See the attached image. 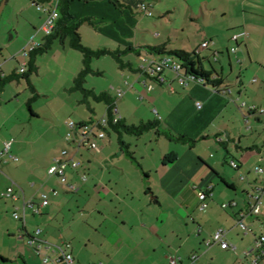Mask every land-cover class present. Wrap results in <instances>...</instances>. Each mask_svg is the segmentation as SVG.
Masks as SVG:
<instances>
[{"label": "crops", "instance_id": "crops-1", "mask_svg": "<svg viewBox=\"0 0 264 264\" xmlns=\"http://www.w3.org/2000/svg\"><path fill=\"white\" fill-rule=\"evenodd\" d=\"M219 1H222L220 9L217 6L200 8L198 14L201 20L198 14L191 16L192 21L202 25V40L212 41L209 48L203 49L206 56L199 58L203 67L219 81V89L198 82H191L184 87L172 73H167L166 84L156 83L155 87L149 90L144 82L146 77L139 73V62L134 64L122 58L125 50L130 53L135 51L137 56V50L140 49L143 53L149 46H139L137 40L140 24L136 16L138 9L132 10L128 6L116 7L109 0H72L71 13L74 21L86 19L91 32L95 33L96 37H93L98 49L107 48L122 52V59L118 60L116 57L121 73L114 76L107 91L95 94L96 98L105 101L104 114L108 112L110 101L116 99L117 89H123L124 96L117 99L122 123L132 126L148 120H158V129L162 133H157V129L153 130L158 135L164 134L169 144L167 149L161 150L155 156L145 152L138 159L137 152L134 151L132 160L128 161L125 153L110 152L113 146V143H110V131L114 129L110 124L106 130L107 138L99 152L83 150L79 153L78 158L82 161V166L78 171H72L70 178L77 187L71 190L64 186V193H79L82 189L86 192L91 188L101 200L110 197V201L117 199L120 204L122 220L117 224L119 233L110 235L115 240L106 238L100 244L94 261L85 247L78 245L80 241L73 245L71 240H67L66 234L57 229L54 210L64 200V196L60 195L54 184H61L58 177L49 175L56 181L54 180L53 184L47 183L50 184L47 191L46 186L36 188L35 183L31 185L27 195L21 188L22 195L27 199L38 200L40 192H47L50 204L42 208L40 213L28 212L25 224L21 221L20 226H15L16 234L9 231L10 235H17L18 239H12L11 244L15 248L9 254L0 251V256L6 259L0 260V264H42L41 259L45 251L38 252L29 243L28 246L24 242L25 239L28 242L29 234L38 227L42 229L41 238L44 240L59 244L71 243L77 264H88L91 261L96 264L97 257L103 260L101 264H169L170 257L177 256L187 261L195 253L200 255L201 264H250L244 257V251L253 245L258 234L264 233V207L262 206L260 215H250L245 219L252 229L251 233L244 235L236 222L239 213L249 207L248 192L264 186L262 176L258 178L255 174L256 166L261 165L264 168V112L249 109L251 105H256L259 109L264 108V0ZM45 2L50 4L51 0H32L35 6ZM21 8L24 12L30 10L28 4L22 5ZM44 13L40 20L33 16L28 17L36 36L39 25L45 19ZM243 32L248 35L240 36L238 42L232 39L233 35ZM45 37L39 40L41 44L47 41ZM57 43L59 45L56 47ZM89 45L86 47L98 50L91 48L93 44ZM60 46L73 53L77 61V66L73 68L74 73L81 69L75 78L77 86L84 91L89 90L85 87L86 77L89 72L93 73L95 70L90 64V71L85 75L84 81H77L85 67L83 53L71 46L69 37L62 41L55 38L47 51L37 55L36 69L27 71L26 75L20 73L17 68L14 70L13 64H8L7 59L4 63L0 59L1 71L4 73L0 84V103L7 95L10 99L18 97L20 86L16 88L8 83L22 77L27 80L32 92L26 103L31 113L36 115L30 104L36 96V89L29 83V77L33 72H38L39 57L52 48L58 52ZM166 46L168 48L167 44ZM234 46L237 47L236 52L230 50ZM77 52H80L82 57ZM0 55H4L1 43ZM137 57L139 59V56ZM205 60L209 61L210 67H207ZM28 62L29 58L27 66ZM10 88L14 89L12 93H8ZM26 90L28 89L25 88L20 93L26 94ZM134 102L140 109L144 108L139 118L133 116L137 113L136 110L132 111V115L128 109ZM243 103L245 105H242ZM100 116L96 115L93 119ZM69 121L84 122L68 120V130ZM168 133L186 135L194 142L189 144L172 140L166 136ZM157 143L161 144L159 139ZM173 151L177 153V158L173 162L165 163L164 157ZM1 153L0 148V168ZM231 160L238 162V169L230 165ZM82 173L87 175L86 180L81 179ZM0 182L8 183V177L2 174L1 169ZM52 189L57 191L56 195L51 194ZM200 191L209 194L206 199L208 206L204 210L200 209ZM231 201H236L237 205L222 208L223 203ZM12 205L15 210L17 206L22 205V199L12 200ZM96 211L93 210V213ZM198 212L206 213L197 218ZM100 214L104 212L100 211ZM29 222L36 224L33 230H29ZM219 228L227 230L226 238L230 246L222 248L214 244L207 247L206 239ZM68 234L74 238V233ZM104 245L108 252L103 248ZM241 252L243 256L238 257Z\"/></svg>", "mask_w": 264, "mask_h": 264}, {"label": "rangeland", "instance_id": "rangeland-1", "mask_svg": "<svg viewBox=\"0 0 264 264\" xmlns=\"http://www.w3.org/2000/svg\"><path fill=\"white\" fill-rule=\"evenodd\" d=\"M36 1L38 2V0ZM145 3L151 6L153 16H148L140 9L136 12L137 20L140 23L137 39L139 46H156L166 43L168 48L184 49L188 52H197L203 42L202 25L192 21L191 16L197 15L200 8L203 7L217 6L218 9L222 7V1L219 0H146ZM24 4H28L30 9L28 12L22 11L21 6ZM43 4L45 7L50 5L47 2ZM43 13L42 10H38L32 4V0H8L0 16V43L3 44L4 54L3 56L0 55L2 63L7 59L8 64H13L15 70L28 61L29 57H25L22 51L36 33L32 29L28 17L33 16L40 20ZM198 16L200 17L199 14ZM42 24L39 25L38 29ZM79 32L85 46L93 44L91 48L98 49L97 42L93 37L95 33L91 32L90 25L86 21L81 24ZM43 37L45 34L41 31L38 32L36 41L42 40ZM58 43L56 47L59 45ZM19 46L22 48L17 51ZM56 51L55 48H52L49 52L42 54L38 59V72H33L29 77V83L31 82L36 89V96L30 102L36 115L31 113L26 103L32 92L25 78L21 77L20 80H13L8 83L13 84L16 88L20 86L17 98L10 99L11 97L7 95L0 103V148L3 151L4 142L12 140L10 152L13 156L18 157L16 161L5 157L8 158L9 162L5 163L2 160V168H0L2 174L8 177V183L0 182V251L6 254L15 248L11 241L18 239L17 235L12 236L9 231L16 234L17 228L15 229V226H20L21 221L13 217L12 199L2 196L3 190L5 191L13 180L17 190L22 188L26 195L29 194L33 183L36 184V188L46 186L45 190L47 191L50 184H53L54 180L56 181L55 178L53 180L49 176L48 168L53 163L54 158L61 155L64 148H71L66 141L68 132L66 122L68 120L90 122L94 120V116H102L105 112V101L96 98L95 94L107 91L114 76L121 73L120 65L115 56L94 57L90 64L96 73L89 72L85 87L90 91H84L76 83L75 78L81 69L76 74L74 73L73 68L77 66V61L74 59L73 53L68 48L65 50L61 46L60 50ZM77 53L82 57L80 52ZM143 53L148 54V51L144 49ZM123 54V59L130 60L134 64L140 63L135 51L130 53L125 50ZM198 54L200 57L206 56L204 50ZM154 56L159 57V54H154ZM80 64L82 68V58ZM205 64L210 67L208 60H205ZM98 71L99 73H97ZM25 88L28 89L26 94H21L20 92ZM11 91L13 92L14 89L10 88L8 93H12ZM128 109L132 115V111L136 110L135 112L138 114L134 113L133 116L139 118L138 116L144 108L140 109L138 104L134 102L129 105ZM109 138L110 143H113L110 152L125 153L128 156H126L128 161L132 159L127 150L132 154L134 151L137 152L138 159H140L145 152L155 156L161 150L167 149L169 144V140L164 137V134L158 135L154 130L135 135L126 132L119 133L113 129L110 131ZM158 139L161 144L157 143ZM93 167L95 168V165ZM72 171L71 169L67 170L69 182H72L70 180ZM255 174L258 178L262 176ZM49 182L50 184H47ZM54 184L60 195L64 196V200L54 210L56 213L54 221L57 229L63 231L67 240H71L73 245L80 241L78 245L84 246L91 260L94 261L96 252L100 250V244L106 238L115 240L110 235L119 233L117 224L122 220L119 212V201L117 199L110 201V197L101 200L97 192H93L91 188L86 192L82 189L79 193H64V186L67 185L58 182ZM241 193L242 189H240L239 194L241 195ZM249 203H254V200L249 198ZM262 203L264 207V196H262ZM93 210L97 211L93 213ZM100 211L104 214H100ZM206 212H198L197 218ZM28 225L29 230H33V226L36 224L33 225L29 222ZM70 232L74 233L75 240L68 234ZM24 242L28 245L27 239ZM103 248L108 252L106 245ZM109 251L111 250L109 249ZM206 256L205 254L204 257ZM239 256H243L242 252ZM92 261L88 264H93ZM101 261L103 260L97 257L96 264H101Z\"/></svg>", "mask_w": 264, "mask_h": 264}, {"label": "built area", "instance_id": "built-area-1", "mask_svg": "<svg viewBox=\"0 0 264 264\" xmlns=\"http://www.w3.org/2000/svg\"><path fill=\"white\" fill-rule=\"evenodd\" d=\"M60 0H51L50 5L45 7L41 4H36L38 10H42L46 13L45 19L38 32H43L45 36L51 35L55 31L57 20L59 19L58 4ZM138 8L151 16L152 10L146 3H140ZM248 35L246 32L233 35V40L238 42L240 36ZM41 43L36 41V35L32 36L28 41L26 47L23 49L22 54L27 57L30 53L39 47ZM212 45L211 40H204L200 46V50L207 49ZM232 52L237 51V47H231ZM15 58V56L13 57ZM139 73L146 77L145 84L149 90L155 87L156 83L166 84L168 82V74L172 73L178 80L181 86H188L191 82H198L206 84L202 79H197L196 75L192 73H185L182 70V62L178 59L169 55H163L155 57L147 54L139 55ZM27 62H24L19 67V72L24 74L27 72ZM4 73L1 71L0 65V79ZM213 78V77H212ZM214 79V78H213ZM148 81H150L148 83ZM126 84L128 82L126 81ZM172 90L173 87L171 88ZM125 91L123 89H117L116 100L112 107V115L106 112L101 117L93 120L90 123H76L69 121V130L66 134V140L70 144L71 148H64L59 157L54 158L53 163L48 168V173L51 176H57L61 184H66L71 190L76 189V183L68 181L67 170L78 171L82 166V161L78 158L81 151L86 150L92 153L99 152L103 146V142L107 138L106 128L109 124L118 123L122 117L119 112L117 105V99L123 97ZM242 105H245L243 103ZM251 111L264 112V108L259 109L256 105L249 106ZM12 140L4 142V149L1 153L2 160L8 162L10 160H18V157L13 156L10 152L12 147ZM8 157V158H5ZM230 165L238 169L239 164L235 160L230 161ZM255 172L262 175V181L264 182V168L261 165L255 167ZM82 180L87 179V175L80 174ZM52 195H56L57 191L52 189ZM264 194V186H259L248 192L249 198L254 200V203H250L246 210H242L239 213L237 219V226L240 228L244 235L252 232V229L245 222V219L250 215H260L262 208V196ZM206 191L198 192V198L201 202L200 209L204 210L208 205L206 199L208 197ZM3 196L18 201L22 199V205L17 206L13 212V217L17 220L22 221L25 224L26 216L28 212L33 214L40 213L41 209L50 204V197L47 192H40L38 200L27 199L22 195L21 190H17L16 184L11 180V184L7 187L6 191L3 192ZM236 201L226 202L222 204V208L236 206ZM42 229L38 227L33 233L28 236V243L33 246L38 252L44 250L45 253L42 256L44 264H77L75 256L72 252L71 243H52L41 238ZM227 230L225 228H219L214 234L206 239L205 244L210 247L214 244H218L222 248H228L230 246L226 238ZM244 257L248 259L250 264H264V233H260L256 236L253 245L244 251ZM199 254H192L187 261H183L181 257L173 256L169 258V264H201Z\"/></svg>", "mask_w": 264, "mask_h": 264}, {"label": "trees", "instance_id": "trees-1", "mask_svg": "<svg viewBox=\"0 0 264 264\" xmlns=\"http://www.w3.org/2000/svg\"><path fill=\"white\" fill-rule=\"evenodd\" d=\"M84 1H92V0H84ZM109 1L113 3L116 7L121 8L124 6H128L132 10L135 8L139 10L138 5L140 3H145V0H137V2H133V3L131 2V0H109ZM71 2L72 0H60L59 1V4H58L59 19L57 20L55 31L51 35H48L45 37L47 38V41L45 43L41 44L39 47H37L35 50H33L30 53L29 62H28L29 70L27 71L31 72L36 69L37 55L42 52L47 51L50 48L51 43L55 38H60L62 41L65 37H69L71 46L80 50L83 53L85 67L77 78V81L79 82L84 81L85 75L90 71V62L92 58L101 57V56L110 54V55L117 57L118 60L121 59L120 55L122 54V52L120 53V52L111 51L107 48L92 50L82 44L79 28L82 22H84L86 19H80L78 21H74V16L71 13ZM148 6L151 9V6L150 5ZM147 51H148L147 55L154 56V54H159V57H160V56L168 54L169 56L178 59L179 61L182 62V70L185 71V73H192L196 75L197 79H202L207 85L215 89H219V86H220L219 81L213 79L212 73L210 71H207L203 67L202 62L199 58V54L197 52L195 51L188 52L184 49H168L166 47V44H161V45H156V46L149 45L147 46ZM137 54L139 56L140 54H143V53L139 49L137 50ZM26 74L27 72H25V75ZM1 82L2 80L0 79V84ZM115 100L116 99H113L109 103L108 113L110 117L112 115V107L114 105ZM90 122L84 121L81 123H90ZM112 125H113L112 127L116 129L117 131H119L120 133L126 132V133H132L135 135H141L144 132L150 131L153 129H157V133H160V132L162 133V131L158 129V125H159L158 120H150L148 122H143L139 125H132V126L125 125L122 123V120H120L118 123L112 124ZM166 136H168L172 140L179 141L182 143L192 144L194 142L193 139H191L190 137H187L186 135H174V134L168 133L166 134ZM127 153L131 157H133V154L129 152V150H127ZM176 158H177V153L173 151L164 157V161L165 163L173 162ZM0 260L6 261V259L2 256H0Z\"/></svg>", "mask_w": 264, "mask_h": 264}, {"label": "water", "instance_id": "water-1", "mask_svg": "<svg viewBox=\"0 0 264 264\" xmlns=\"http://www.w3.org/2000/svg\"><path fill=\"white\" fill-rule=\"evenodd\" d=\"M7 1L8 0H2L1 3H0V16H1V14H2V12H3L6 4H7Z\"/></svg>", "mask_w": 264, "mask_h": 264}]
</instances>
